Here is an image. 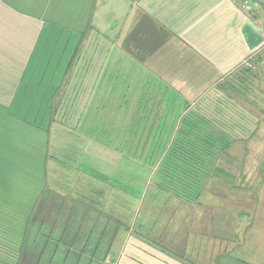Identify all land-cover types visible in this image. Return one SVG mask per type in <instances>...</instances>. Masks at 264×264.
I'll return each instance as SVG.
<instances>
[{"label": "crops", "instance_id": "0c3cea01", "mask_svg": "<svg viewBox=\"0 0 264 264\" xmlns=\"http://www.w3.org/2000/svg\"><path fill=\"white\" fill-rule=\"evenodd\" d=\"M261 9L244 7L241 0H0V116L5 115L4 110L10 113L21 107L40 119L51 116L47 132L52 128V132L64 133L68 141L75 132L77 136L86 133V138L99 142L100 134L96 133L105 130L108 115L104 111L106 90L113 96L122 90L125 79L121 76L128 73L125 69L129 68L131 75L132 66L136 68L139 63L153 76L156 87L162 86L167 93L172 90L171 94L185 102L178 107L175 99L164 100L160 89L153 91V96L145 87V96L133 99L135 110L124 111L126 98L115 95L114 115L119 113L121 122L114 129L106 127L105 137L137 148L138 129L153 127L156 118L166 117L160 125L172 124L174 132L180 118L190 111L209 115L227 135V149L218 163L222 170L207 178L215 179L222 174L232 175L235 165L244 164L248 169L250 144L256 146L262 135L259 150L253 147L257 149L254 162L258 197L251 220L234 221L232 209L225 216L209 208L202 213L199 192L196 200L188 201L197 204L187 203L189 218L177 224L165 223L159 236L120 238L111 264H264V204L257 212L260 196H264L260 194L264 188V87L256 72L247 75L243 67L251 54L258 52L254 58L259 64L264 54L263 47H256L264 33ZM106 18L109 23L105 28L112 29L116 38L112 51L128 53L133 65L100 61L105 53L101 42L92 43L96 50H91L90 21ZM64 21L79 30V40L65 48L68 54L62 53L64 60H56L54 52L67 29ZM118 22L122 27L116 33ZM90 51L98 52L97 59H90ZM110 67L125 69L114 71L116 75L110 77ZM239 79L245 84L242 91ZM23 85L28 86L23 90ZM31 85H40L32 108L21 101L30 98L22 95ZM139 113L147 115V123L137 121ZM170 139L157 142H166L162 147H168ZM3 146L1 165L8 162ZM255 228L258 230L253 231ZM243 230L245 236L240 238ZM105 259L103 264H107Z\"/></svg>", "mask_w": 264, "mask_h": 264}, {"label": "rangeland", "instance_id": "374dc122", "mask_svg": "<svg viewBox=\"0 0 264 264\" xmlns=\"http://www.w3.org/2000/svg\"><path fill=\"white\" fill-rule=\"evenodd\" d=\"M64 22L67 23V29H64L65 35L54 52L56 60L59 57L64 60L62 53L68 54L65 48L72 41L79 40V30L69 21ZM108 23L107 18L90 21V26H93L88 36L91 50L92 43L101 42L105 53L100 55V61L121 62L126 67L133 65L128 53L116 54L112 51L116 38L110 32L112 29L105 28ZM120 25L114 29L116 33L120 31ZM261 40L260 36L257 48ZM256 53L243 62V67L247 75L256 72L258 81L264 87V54L259 64L254 58ZM261 53H264V49ZM54 54H50L53 59ZM88 54L90 59H97V51ZM119 69L125 68H107L108 75L115 76L114 71ZM125 70L129 73L130 69ZM148 72L138 63L136 68L132 66L131 75L127 73L121 76L125 79L121 84L122 90L115 92L114 96L121 94L122 98H126L127 107H123L124 111L135 110L133 99L143 98L145 87L147 92L150 88L153 96V91L160 89L165 95L164 100L173 98L178 107L184 104L185 101L175 93L171 94L172 90L167 93L162 86L157 84L156 87L152 83L153 76ZM237 81L242 91L245 84L240 79ZM105 85L109 88L110 84ZM27 86L23 85V90ZM38 89L40 85H31L22 95L30 98L21 101L32 108L37 103ZM106 96L107 108L104 111L109 116L106 117L105 130L106 127L114 129L115 124L121 122L119 113L114 115L117 110L113 92L106 90ZM241 100L246 102L245 98ZM4 112L5 115L0 116L3 117L0 119L3 126H0V146L4 145V159H8V162L0 164V264H103L105 257V262L111 264L113 250L120 238L159 236L165 223L167 225L172 221L177 224L189 218L187 203H196L188 202L196 200V197L191 192L185 194L192 196L178 195L176 191L156 184V168L166 142H157L155 136L161 132L160 129L169 128L168 125L164 128L160 126L166 117L154 119L153 127L146 126L144 137L139 128L135 136L137 148H129L126 142L105 137V130L96 133L100 134L99 142L93 137L86 138V133L77 136V132L68 141L64 133L52 132V128L47 132L51 126L48 123L51 116H39L41 120L33 116L30 110L21 107L11 109L10 113ZM54 118L60 120L61 117ZM92 121H96V117ZM261 137L260 134L256 146L250 144V156L247 159V162H251L247 164L249 170L244 164L235 165L232 175L222 174L205 182L200 190L202 213L205 214L209 208L212 213L219 210L225 216L230 215L227 211L232 209L234 221L253 218L252 210L258 197V169L255 168L257 163L254 160L257 145L262 144L259 141ZM96 144L101 146H94ZM252 168L255 170L252 171ZM163 189L165 194H162ZM261 193L264 194V188L260 189ZM258 204L259 214L264 196H260ZM239 235L240 238L245 236L244 230Z\"/></svg>", "mask_w": 264, "mask_h": 264}, {"label": "trees", "instance_id": "16d2710c", "mask_svg": "<svg viewBox=\"0 0 264 264\" xmlns=\"http://www.w3.org/2000/svg\"><path fill=\"white\" fill-rule=\"evenodd\" d=\"M158 102L159 100L156 103ZM137 121L147 123V115L139 113ZM215 122L209 115L190 111L180 118L176 131L172 132V124L171 127L165 128L166 130L160 129L161 132H158L155 138H171L172 141L168 147L161 150V158L156 168V184L172 189L178 195H199L210 174L222 170L218 163L227 149L226 132L218 128ZM144 131L143 128L139 131L143 137L146 133ZM186 192H191L192 195H187Z\"/></svg>", "mask_w": 264, "mask_h": 264}, {"label": "built area", "instance_id": "2783aa9c", "mask_svg": "<svg viewBox=\"0 0 264 264\" xmlns=\"http://www.w3.org/2000/svg\"><path fill=\"white\" fill-rule=\"evenodd\" d=\"M242 1V5L244 7H248V8H256L258 6H260L262 9H261V13H262V16L264 18V0H241ZM263 36H262V42H261V47H263L264 49V33H262ZM251 64L254 65V63L252 62Z\"/></svg>", "mask_w": 264, "mask_h": 264}]
</instances>
